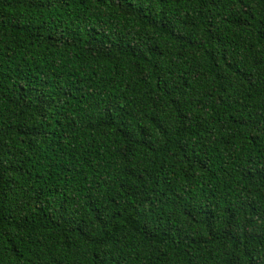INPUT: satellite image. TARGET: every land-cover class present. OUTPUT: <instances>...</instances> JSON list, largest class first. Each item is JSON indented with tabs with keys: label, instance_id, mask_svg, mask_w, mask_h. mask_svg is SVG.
I'll use <instances>...</instances> for the list:
<instances>
[{
	"label": "trees",
	"instance_id": "trees-1",
	"mask_svg": "<svg viewBox=\"0 0 264 264\" xmlns=\"http://www.w3.org/2000/svg\"><path fill=\"white\" fill-rule=\"evenodd\" d=\"M0 264H264V0H0Z\"/></svg>",
	"mask_w": 264,
	"mask_h": 264
}]
</instances>
